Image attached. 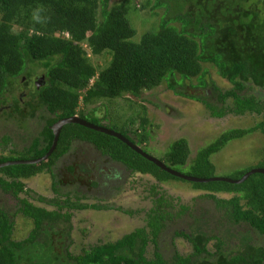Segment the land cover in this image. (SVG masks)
<instances>
[{
  "label": "trees",
  "instance_id": "trees-1",
  "mask_svg": "<svg viewBox=\"0 0 264 264\" xmlns=\"http://www.w3.org/2000/svg\"><path fill=\"white\" fill-rule=\"evenodd\" d=\"M141 2L140 12L155 17L162 8L166 13L155 32L145 33L136 41L137 32L129 17L131 9L123 3L108 8V0H0V101L7 97L16 99L25 89L22 79L27 77L32 93L27 102L29 109L46 115L49 126L42 141L34 139L26 153L14 158L16 161L43 157L53 144V127L60 120L79 114L81 119L98 125L97 119H86L95 116L98 109L85 115L80 112L81 104L88 107L100 100L113 103L125 95L142 98L143 93L164 82L177 96L203 104L214 119L248 113L263 116V122L255 128L231 131L201 149L190 165L189 141H175L166 154L171 169L179 172L178 166H187L189 172L184 175L214 178L213 155L231 141L258 130L264 132V0H155L153 6L152 0ZM100 6L102 21L98 17ZM87 49L93 57H110L104 70L92 63ZM207 66L216 68L232 87L221 91L210 80ZM36 78L40 80L37 85ZM192 80L197 85H189ZM21 116L25 120L27 115ZM142 118L141 132L135 138L125 130L117 133L143 150L151 132L148 120ZM74 141L95 146L108 162L121 165L131 177L150 175L159 183L181 180L118 139L68 125L62 130L57 153L47 163L1 169L13 182L0 178V185L5 191H18L22 187L19 180L52 170ZM256 168L264 169V165ZM247 172L230 179L240 180ZM53 179V186L58 189L59 178L54 174ZM192 184L208 193L206 198L221 213L214 217L219 225L210 223L214 216L211 211L202 214L191 206H180L176 211L166 194L156 197L155 186L154 207L145 227L116 242L83 248L75 255L71 251V216L60 211L107 212L113 207L69 199L64 207L55 201L59 211L30 204L22 212L31 219L33 229L21 242L13 239L14 224L0 212V264H264V175H253L240 185ZM221 193L234 196H215ZM184 214L193 223L188 230L174 231L170 245L173 250L166 256L159 247L160 236L169 221L181 220ZM224 222L240 232L228 228L217 234V226L224 227ZM177 239L186 241L191 251L181 254L174 246ZM150 245L153 254L148 258Z\"/></svg>",
  "mask_w": 264,
  "mask_h": 264
},
{
  "label": "rangeland",
  "instance_id": "rangeland-1",
  "mask_svg": "<svg viewBox=\"0 0 264 264\" xmlns=\"http://www.w3.org/2000/svg\"><path fill=\"white\" fill-rule=\"evenodd\" d=\"M141 1L143 0H108V8L123 3L131 9L129 17L137 32L136 41L141 39L145 33L155 32L159 28L161 19L166 13V10L162 8L156 11L157 16L155 17L140 12ZM152 2L151 6H153L155 0H152ZM102 9L103 6H100L98 14L100 21H102L103 17ZM90 57L92 63L99 70H104L110 62V57L107 54L101 57H93L90 54ZM206 68L208 69L210 80L221 91L224 92L232 87L226 79L219 76L216 68H212L211 66H207ZM37 72L40 73L42 70H38ZM177 81H181L179 76H177ZM188 84L194 86L197 85V81L192 80ZM143 95L142 98L125 95L123 98H117L113 103L107 100H100L88 107H84L81 104L79 109L80 112L87 115L94 108H97L98 111L95 116L86 117V119H97L98 126L116 132L125 130L128 136L133 138L141 132L140 123L143 119L142 117L146 118L150 124L148 131L151 132V135L143 151L157 160L164 161L167 166L170 163L166 158V154L173 143L181 138H186L189 141L192 152L188 161V165H190L201 149L214 143L221 136L235 130L247 131L263 122V116H258L253 113L239 116L230 115L223 119H214L210 116V112L207 111L203 104L190 98L185 99L177 96L168 87V83L165 82L159 88L145 92ZM217 95L219 96V94ZM77 116L80 115L78 114ZM36 126L37 124H32L26 127L30 138H27L29 137L27 136L25 140L22 136L21 138L17 137L15 139L16 150H19L23 146L21 143L29 142L31 136L34 134V127ZM76 148L87 159H96L101 154L95 146L85 142L80 143L75 141L72 149L74 150ZM13 155L12 152L7 151L3 156L10 157ZM18 155L19 152L16 156ZM211 158L215 167L214 177L216 178H232L242 171H252L259 165L262 167L264 165V132L258 130L242 139L231 141ZM102 159H106L105 156ZM101 162L102 160H99L98 164H102ZM110 166L114 167L113 164H110ZM117 169L121 174L120 184L117 185L119 191H114L115 189L113 187V190H110L111 187H106L105 196L103 194L100 195V200L94 198L96 195L94 191L90 194L81 191L80 195L76 196L82 204L92 205L100 203V205H109L113 207V211H75L68 209L61 211L62 214L71 216V251L75 255L80 254L83 248L86 249L99 243L116 242L123 236L134 232L136 229L145 227L149 212L154 207L153 201L155 199L152 188L155 186L158 189L156 197L159 194H166V199L173 202L176 211L180 209V206L196 207L197 211H200L202 214H207L205 213L206 211H211L214 213V216L209 214V216H212L210 223L213 226L220 224L219 221V223L216 222L214 217L220 216L221 213L215 208L214 203L206 198L205 195L208 193L195 189L196 187L191 182L174 180L159 183V181L150 175L143 176L137 174L131 177L123 167V170L119 167ZM176 170L183 174L189 172L187 166H178ZM27 183L26 185L30 189L36 190L41 197L48 200L57 197L52 190V184L54 182L49 174L39 175L34 179H30ZM81 190L85 189L81 188ZM215 196L219 199H231L234 195L221 193L215 194ZM76 197L73 196L72 198L77 200ZM58 198H60L59 201H64L66 196L61 195ZM33 203L37 206H44L41 202ZM48 209L58 210L56 207ZM189 219L191 218L188 214H184L181 220L179 218L174 221H169L166 224V228L159 239V247L166 256L170 255L173 250L170 245L171 239L174 237V231L190 229L189 225L193 221ZM217 227V234L226 231L228 228L233 229L229 223L225 222L224 227ZM32 229L33 224L31 221L18 220L14 228L13 239L16 241L27 239ZM233 232L238 233L240 229L235 228ZM174 246L178 248L181 254H187L191 251L190 246L183 239H177ZM152 249L153 247L150 245L149 251L147 252L148 258L152 257Z\"/></svg>",
  "mask_w": 264,
  "mask_h": 264
},
{
  "label": "flooded vegetation",
  "instance_id": "flooded-vegetation-1",
  "mask_svg": "<svg viewBox=\"0 0 264 264\" xmlns=\"http://www.w3.org/2000/svg\"><path fill=\"white\" fill-rule=\"evenodd\" d=\"M36 85L40 82L39 78L34 79ZM22 83H25V89L19 93L18 97L15 99L14 97L10 98H4L0 101V161L6 160L4 162H0V168L5 169L9 166H4L5 164L12 163V162H20L16 161L15 157H20L24 153H26L27 150H29L32 142L36 138H41V141L43 139L44 133L46 132L47 127V116L42 115L36 111H31V108L29 109V106L27 102L30 101V96L32 95L31 90H29V82L27 77L22 79ZM40 85V84H39ZM35 86V84H34ZM17 101V102H16ZM24 111L26 113H24ZM29 111V112H28ZM35 113L34 116H32V113ZM23 115H27L25 120L22 119ZM37 124L36 127H34L35 131L33 136H31V139L27 143H21L23 144L22 147H20L19 150L15 149V139L17 137H22L25 139V137L29 136L28 131H26V127L28 125ZM11 132V133H9ZM27 138H30L27 137ZM26 140V139H25ZM54 142V140H53ZM75 141L73 142L70 150L68 153H65L62 157L56 160V166L52 168V170L45 169L43 172L30 177V178H24L19 180V182L22 184L21 189L17 191V189H13L11 191H5L2 186L0 185V212H3L8 216L10 221L14 224V227L18 220L21 221H31L29 217H26L23 214V208L27 205L30 206V204L35 205L33 202H38L44 204V206H37L39 208L48 209L56 207L58 209V206L56 205V202H59L62 206H65V202L69 199L72 202H78V199L76 196L80 195L81 191L88 192L89 194L93 191L96 193L94 196L95 199L100 200V195L105 196L106 187H113L114 191H119L117 185L120 184L121 180V174L118 171V167L122 169L121 165L108 162L107 158L102 159L103 156L100 154L99 156L94 159L90 158L87 159L83 154H81L78 149H72L74 146ZM59 144V143H58ZM53 146V144H52ZM51 146V148H52ZM49 149V151L51 150ZM58 145L52 154V156L46 161V163L54 156L55 153H57ZM12 152L13 156H3L6 152ZM47 153L38 159L35 160H28V161H36L39 159L44 158ZM19 155L16 156V154ZM30 155L31 154L29 151ZM3 156V157H2ZM69 156L68 158H66ZM102 160V164H98V161ZM21 161H27V160H21ZM45 163V162H42ZM36 164L37 165H41ZM110 164H113L114 167H111ZM116 165V166H115ZM17 166V165H12ZM81 166L83 169H81ZM93 171V173L90 175H87L90 171ZM123 170V169H122ZM70 171V172H69ZM49 174L52 179L53 175L55 174L59 178V183L61 184L59 188H54L52 184V190L57 195L56 198L52 200H48L44 197H41L38 195L37 191L34 189H30L26 184L30 181V179H34L38 177L39 175ZM0 178L6 180L8 183H12L13 179L8 178L7 176H4L3 173L0 172ZM116 180V181H115ZM54 182V179H53ZM81 188L85 190H81ZM110 190H113V188ZM61 195H65L66 199L63 201H59ZM75 196L77 200H74L72 197ZM85 197V196H84ZM42 199V200H40ZM14 203V204H13ZM10 205V206H9ZM60 209H58L59 211ZM74 210V209H70ZM62 211V210H61ZM60 211V212H61ZM21 242V241H20Z\"/></svg>",
  "mask_w": 264,
  "mask_h": 264
},
{
  "label": "water",
  "instance_id": "water-1",
  "mask_svg": "<svg viewBox=\"0 0 264 264\" xmlns=\"http://www.w3.org/2000/svg\"><path fill=\"white\" fill-rule=\"evenodd\" d=\"M68 125H79V126H82L84 128H87L89 130H92V131L113 137L115 139H118L122 143L127 145L130 149H132L135 153H137L138 155L147 159L151 163L155 164L158 168H160L164 172L172 175L173 177L179 178V179L187 181V182L199 183V184H206V183H212V182H227L230 184L240 185V184H243L244 182H246L253 175H256V174L264 175V169L257 168V169H253L252 171H249L248 173H246L240 180H233L230 178H216V177L210 178V179H201V178L187 176V175H184L180 172H177V171L171 169L170 167L165 165L160 160H157L156 158H153L152 156L148 155L147 153H145L142 150L141 147L135 145L134 143H132L129 139H127L125 136L121 135L120 133H117V132L110 130V129H107L105 127H101V126L89 123V122L81 119L79 116H73L71 118H66V119L58 121L55 124V126L53 127V130H54L53 146H52L51 150L49 151V153L44 158L36 160V161L12 162V163L5 164L4 166L36 165V164H40L42 162H46L54 153V151H55V149L59 143L62 130L64 129V127H66ZM1 167L2 166H0V168Z\"/></svg>",
  "mask_w": 264,
  "mask_h": 264
},
{
  "label": "clouds",
  "instance_id": "clouds-1",
  "mask_svg": "<svg viewBox=\"0 0 264 264\" xmlns=\"http://www.w3.org/2000/svg\"><path fill=\"white\" fill-rule=\"evenodd\" d=\"M169 167V166H168ZM257 169V168H256Z\"/></svg>",
  "mask_w": 264,
  "mask_h": 264
}]
</instances>
